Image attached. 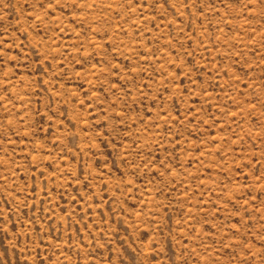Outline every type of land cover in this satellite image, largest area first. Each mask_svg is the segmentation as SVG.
Wrapping results in <instances>:
<instances>
[{"label":"rangeland","instance_id":"obj_1","mask_svg":"<svg viewBox=\"0 0 264 264\" xmlns=\"http://www.w3.org/2000/svg\"><path fill=\"white\" fill-rule=\"evenodd\" d=\"M0 264H264V0H0Z\"/></svg>","mask_w":264,"mask_h":264}]
</instances>
